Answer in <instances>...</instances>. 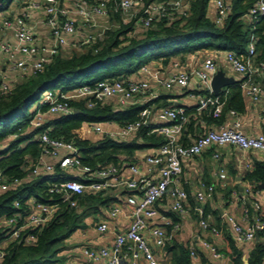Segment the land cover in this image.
<instances>
[{"label":"built area","instance_id":"1","mask_svg":"<svg viewBox=\"0 0 264 264\" xmlns=\"http://www.w3.org/2000/svg\"><path fill=\"white\" fill-rule=\"evenodd\" d=\"M18 1L22 4L18 11L0 14V50L10 66L19 69L22 76L41 69L65 44L81 45L102 39L109 28L120 22L114 18L115 12H118L121 21H132L131 33L137 28L144 32L155 19H162L166 23L175 19L182 22L191 13L190 0ZM209 2L214 5L212 19L215 23L222 24L231 9V0H208L207 5ZM37 7L42 9L49 41H42L36 36L34 24L29 19L33 9ZM263 13L264 0H252L241 17L254 24ZM103 17L108 20L101 24ZM255 42L256 35L251 33L244 51L216 47L223 51L229 66L243 75L238 79L239 85L244 96L252 100H257L264 94V84L259 79V76L264 78V58H255ZM150 61L143 62L136 70L124 75L98 78L66 90L60 87L43 90L41 101L46 102L47 106L35 109L29 119L32 126L41 124L50 114L72 111L73 98H83L88 104L107 100L118 106L146 102L139 109L137 117L118 123L116 127L105 128L102 120H88V127L102 134L126 138L133 135L143 123H148L150 130L164 133L165 139L158 145H151L144 153L135 154L136 158L133 160L107 161L92 166L82 160L77 142L51 133L50 124L43 126L36 134L41 145L40 153L36 159H30L27 163L25 178L52 172L57 168L75 172L78 176L51 179L48 198L29 194L25 198L27 206L24 209H16L5 215V221L1 224L9 225V233L13 237L22 234L26 241L34 240L36 234L24 229L43 225L62 201L77 205L78 197L85 191L112 190L116 198L110 201L106 207V216L96 222V228L100 231L111 228L110 218L125 210L123 206L127 204L128 220L125 227L115 231L110 243L98 247L84 246L83 258L64 264H89V260L100 258H103L101 264H128L129 258L130 263H134L140 254L148 264H166L160 260L156 248L175 237L181 220L164 212L160 201L167 198L168 208L180 213L187 211L188 191L181 181L184 160L200 153L212 142L217 145L233 143L242 148L261 149L264 153V129L245 131L234 107L227 108L229 115L222 122L208 125L191 139H183V127L189 114L186 106L177 103L155 105L154 101H149L158 94L156 86L159 84L167 87L178 85L187 89L194 97L198 110L220 113L226 102L228 88L225 87L222 94L221 89L215 93L210 86L211 75L218 67L212 53H204L198 64L169 69L162 74ZM12 86L7 70L0 65V93L7 92ZM212 154L218 156L219 150H213ZM140 159L144 161L143 166ZM214 173L220 178L227 175L222 166L215 167ZM21 179L19 176H7L0 166V192ZM214 187L213 180H201L195 189V197L200 201L211 198ZM253 189L250 183L241 189H233L234 195L245 201L240 218L228 209L221 211L222 221L230 227L235 239L241 242H251L259 232L264 236V206L258 198L253 197ZM256 189L264 194V186ZM18 203L19 200L15 199V204ZM195 208L201 227L214 233L221 232V225L202 215L201 204H195ZM194 237L213 258L220 259L225 255L214 241L200 232L196 231ZM4 253L5 245L0 242V259ZM190 257L195 261L194 264H201L193 243L190 244Z\"/></svg>","mask_w":264,"mask_h":264},{"label":"trees","instance_id":"2","mask_svg":"<svg viewBox=\"0 0 264 264\" xmlns=\"http://www.w3.org/2000/svg\"><path fill=\"white\" fill-rule=\"evenodd\" d=\"M10 1L0 0V9L7 7ZM190 1L191 13L184 21L175 19L166 23L162 19H155L141 34L130 33L132 21H121L120 15L115 12L114 18L120 22L109 28L102 39L84 43L81 49H73L70 53L64 54L59 51L41 69L22 76L13 83L10 90L0 93V140L10 135L0 145V166L7 176L22 178L18 183L0 192V215H9L16 209H24L27 206L25 198L29 194H36L43 199L48 198L50 194L48 185L51 179L78 176L75 172L57 168L52 172L25 178L28 159H36L41 150L36 134L47 124L51 125V133L77 142L82 160L92 166L107 161L133 160L136 158L134 153L136 148L158 145L165 139L164 133L150 130L148 123H143L133 135L126 138L102 134L92 139L83 132L85 120L114 119L118 123H124L137 117L139 109L146 102L115 106L112 101L107 100L88 104L83 98H73L71 103L76 110L50 114L41 124L32 126L29 120L31 115L37 108H46L47 103L39 101L32 110L29 108L45 88L60 87L66 90L98 78L124 75L136 70L145 61L159 57L166 61L172 53L183 54L198 47L233 48L244 51L251 33L256 35L255 58H264V13L254 21V24L244 21L241 17L252 0H231V9L222 24L215 23L207 15L208 0ZM259 79L264 83V78L259 76ZM225 87L228 88L226 102L220 113L213 114L205 110L199 112L210 125L222 122L228 107H234L239 112L245 109L239 80L235 79ZM167 95L166 92H158L149 101H154L155 105L171 104ZM185 106L189 111L188 105ZM193 119L191 114L187 119V125H193ZM242 177L252 180L253 188L258 187V182L264 177V157L255 158L253 165L244 171ZM184 186L188 190V200L193 202L188 185ZM235 186L236 184H232L226 188L223 196L229 197ZM114 197L115 193L112 190L100 189L82 193L78 197L77 205H69L62 201L43 225L24 229L36 234L34 240L26 241L22 234L9 239L5 244V253L0 259V264H48L63 258L60 249L65 238L77 227L87 225V217L102 211ZM15 199L19 200L18 204H15ZM201 206L202 215L208 218V213H212L213 219H209L222 227L224 243L217 246L227 256V264H261L264 261V238L261 237V232L245 250L235 239L230 227L221 220L219 207H213L209 200ZM166 211L174 218L179 217L176 210L169 208ZM93 218L95 219L96 215ZM9 232V225L0 224V240L9 235ZM160 247L163 255L159 258L162 262L193 264L189 242L172 238ZM244 255L247 262L244 261ZM205 263L217 264L212 260Z\"/></svg>","mask_w":264,"mask_h":264},{"label":"crops","instance_id":"3","mask_svg":"<svg viewBox=\"0 0 264 264\" xmlns=\"http://www.w3.org/2000/svg\"><path fill=\"white\" fill-rule=\"evenodd\" d=\"M15 3L12 4L11 2ZM21 3L18 0H11L7 7L0 9V14L2 13H14L19 10L21 7ZM214 11V5L212 2H209V5L206 7L207 15L212 19V14ZM42 9L37 7L33 9L31 15L29 16L30 21L34 24L35 33L38 38L42 41H49L48 28L42 19ZM9 35V33H7ZM12 37V36H11ZM70 45V44H67ZM66 44L62 46V53L66 54L64 48L67 46ZM77 48H82L81 45H71ZM222 49V48H221ZM216 47H198L194 50L187 51L183 54L181 53H172L169 55L168 60L164 61L161 57L153 58L150 62L151 65L158 68V71L162 73L166 72L169 69L174 68H183L189 67L190 65L198 64L200 62V58L204 53H212L217 61L218 67L224 69L226 74H233L235 79H239L242 77V74L234 71L223 56V51ZM70 53V52H69ZM196 56V57H195ZM161 58V59H160ZM153 61V62H152ZM149 62V63H150ZM0 65L7 70L8 76L11 78L12 82L15 83L22 77L19 69L15 67H11L10 63L5 58L4 54L0 50ZM194 77V76H193ZM263 83V82H262ZM264 84V83H263ZM162 85V84H161ZM226 84L222 85L221 89L225 87ZM174 89L170 90H162L158 89V92H166L167 99L170 100L171 103L188 105V119L189 116L193 115V125H187V120L183 127V139H191L198 132L203 131L210 122H208L202 115H200V110L196 108L194 97L188 92L187 89H182L178 85L173 86ZM242 91V90H241ZM243 94V93H242ZM245 100V109L243 111H238L241 118V125L245 131H257L260 129H264V94L257 100H252L244 96ZM115 106H118L114 103ZM229 114L226 112V116ZM103 127L111 128L116 127L118 122L114 119L111 120H102ZM83 132L86 136L95 139L102 135L100 131L93 130L88 127V120L83 121ZM151 145H146L143 147H138L135 149V154L140 155L145 151L149 150ZM218 149L219 155L214 156L212 151ZM264 153L261 149L256 148H242L233 143H224L221 145H217L215 142H212L207 148H204L200 153L194 154L192 156L187 157L183 162V171L181 176V181L183 184L188 185L189 191L192 195L193 202L188 200V208L184 213L179 212V218L181 220L180 226V234L175 237L178 240H182L184 242H189V245L193 243L196 247L198 255L200 257L201 264H206L208 260L217 262H222V264H227L228 258L226 255L222 256L220 259L213 258L210 252L203 247L194 237V233L196 231L200 232L203 236L208 237L210 240L214 241L218 245H222L224 243V239L220 233H214L210 231L208 228H203L199 225L198 221H196L197 211L195 208V204H203L206 201H210L211 205L218 206L219 212L221 215L222 209H228L233 212L238 218L242 215V208L245 201L242 198L236 197L234 195L233 189H241L245 184L250 183L252 186V180L248 178L242 177L244 171L253 165V160L255 158H263ZM30 160V158L28 159ZM30 162V161H28ZM140 164L143 166L144 161L140 159ZM224 167L227 171V175L224 178H220L218 175L214 173L215 167ZM234 172H233V171ZM206 173V174H205ZM204 180H213L215 182L214 187V196L208 198L205 201H200L195 197V189L199 186L200 181ZM232 184H236L235 187L230 191V196L225 198L224 191L226 188L231 186ZM259 187V186H258ZM256 187V188H258ZM254 188L255 191L253 197L258 198L261 201V204L264 206V194L261 190ZM187 189V188H186ZM188 191V190H187ZM116 198V194L115 197ZM112 198L111 200H113ZM109 205V204H108ZM124 209L117 216L110 218L111 228L105 231H100L96 228V222L106 216V207L102 209L100 212L92 213L87 217L88 224L82 226L83 229L74 230L69 236L65 238L63 241V247L60 249V253L63 255V258L50 262L48 264H64L68 263L72 260L80 259L84 257L83 247L84 246H100L102 244L110 243L112 238L114 237V233L117 229H122L125 227L126 222L128 220V216L126 210L128 209V205L124 204ZM161 209L174 218L170 213L166 210L169 209L167 207V198H163L160 201ZM253 210L252 205H250ZM196 213V214H195ZM94 215L96 218L94 219ZM208 218H212V213H208ZM5 214L0 215V224L5 221ZM213 219V218H212ZM222 220V219H221ZM182 230V231H181ZM264 238V236H261ZM13 236L9 233L6 237L2 238L0 242L2 244L4 239H11ZM244 249H248L250 245L254 242H241L238 241ZM5 245V244H4ZM157 255L162 258V248H156ZM245 256V255H244ZM144 259L145 264H148L146 258L140 254L136 258V262L128 264H140V261ZM103 258L100 259H91L89 260V264H101ZM192 263L195 261L191 258Z\"/></svg>","mask_w":264,"mask_h":264},{"label":"rangeland","instance_id":"4","mask_svg":"<svg viewBox=\"0 0 264 264\" xmlns=\"http://www.w3.org/2000/svg\"><path fill=\"white\" fill-rule=\"evenodd\" d=\"M11 3L14 4L15 2L12 1ZM107 20H108V18L103 17V18L101 19V21H102L101 24L106 23ZM142 32H143V30H141V29H139V28L134 29V31H132L133 34H140V33H142ZM130 33H131V32H130ZM66 45H67V44H66ZM73 49H75V50H79L80 48H77V47H74V46H71V45H67V46L64 48V51H63V52L69 53V52H71ZM60 50L62 51L63 48L61 47ZM195 57H196V56H195ZM181 88H182V87H181ZM156 89H162V90H170V91H172V89H174V87H173V86H172V87H167V86H165V85H161V84H159L158 86H156ZM182 89H184V88H182ZM43 96H44V92L41 91L40 94L38 95V97L36 98V100L31 104V106H30L29 109L32 110V108L36 105V103H38L39 101H41V99L43 98ZM47 117H48V116H47ZM9 136H10V135H8V136L4 137V139L0 140V143H1V142L4 143V142L6 141V139H7ZM105 207H108V205L105 206ZM196 221H197V217H196ZM79 229L81 230V229H83V227H80ZM79 229L77 228L76 230H79ZM181 231H182V230H181ZM179 234H180V228L175 232V237H177ZM11 236H12V235H11ZM175 237H173V238H175ZM8 241H9V239H4V240H3V243H4V244H7ZM4 244H3V245H4ZM163 262H164V261H163ZM165 263H166V262H165ZM140 264H145L144 259H142V261H140Z\"/></svg>","mask_w":264,"mask_h":264},{"label":"water","instance_id":"5","mask_svg":"<svg viewBox=\"0 0 264 264\" xmlns=\"http://www.w3.org/2000/svg\"><path fill=\"white\" fill-rule=\"evenodd\" d=\"M234 80L235 77L233 76V74H226L223 68L217 67V69L211 75L210 86L212 90L217 93L221 89L222 85L232 82ZM76 109L77 108H74V110ZM258 186H264V177L258 182ZM244 261L247 262L246 256H244Z\"/></svg>","mask_w":264,"mask_h":264}]
</instances>
